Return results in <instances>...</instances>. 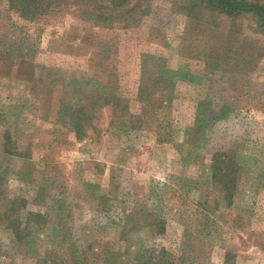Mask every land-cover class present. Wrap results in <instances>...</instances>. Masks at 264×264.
<instances>
[{
  "label": "rangeland",
  "instance_id": "obj_1",
  "mask_svg": "<svg viewBox=\"0 0 264 264\" xmlns=\"http://www.w3.org/2000/svg\"><path fill=\"white\" fill-rule=\"evenodd\" d=\"M93 1L24 20L0 0V264H264V28L190 0L104 23ZM217 151L239 168L229 207Z\"/></svg>",
  "mask_w": 264,
  "mask_h": 264
},
{
  "label": "trees",
  "instance_id": "obj_2",
  "mask_svg": "<svg viewBox=\"0 0 264 264\" xmlns=\"http://www.w3.org/2000/svg\"><path fill=\"white\" fill-rule=\"evenodd\" d=\"M74 1H77V4L80 3L83 7L96 4L93 0ZM66 2H68V0H7V5L8 9L17 14L19 18L27 20L44 15L54 7L66 4ZM129 4L130 0H108L104 6L99 5L97 7L98 9H96L98 10L96 14L99 13L100 16L104 15V17L99 19L96 15L95 20L110 23V21L117 16L116 14H119L120 22L125 25L127 23L132 24L138 21V19L132 17L130 13H133L135 10L139 11L141 5L139 4V0L132 6H129ZM184 9L187 11L203 9L208 11V13L224 16L226 18L248 15L257 19L259 26L264 28V6L255 2L246 0H190V3L184 7ZM105 25L107 26V24ZM92 98L94 102H96V100H101L104 105L108 104L109 101L115 100L113 94L110 92L104 93V91L96 92L95 96H92ZM90 118L91 115H89L83 107H79L68 114L67 122L76 140H82L85 137L87 123ZM208 168L209 181L213 185L217 200L224 207H229L232 204L239 176V168L234 157L230 151L214 152L210 156ZM18 202L22 207L24 201L19 200ZM28 216L32 217L34 220L41 218L40 215L34 213H29ZM160 225L158 226L159 232L160 228H162ZM8 228H10L13 236L18 239V225L9 223Z\"/></svg>",
  "mask_w": 264,
  "mask_h": 264
}]
</instances>
